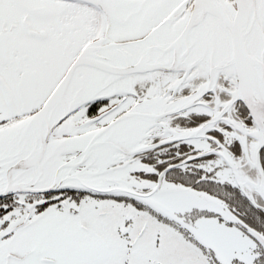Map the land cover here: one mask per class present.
Returning <instances> with one entry per match:
<instances>
[{"label": "snow or ice", "instance_id": "1", "mask_svg": "<svg viewBox=\"0 0 264 264\" xmlns=\"http://www.w3.org/2000/svg\"><path fill=\"white\" fill-rule=\"evenodd\" d=\"M0 264H264V0H0Z\"/></svg>", "mask_w": 264, "mask_h": 264}]
</instances>
